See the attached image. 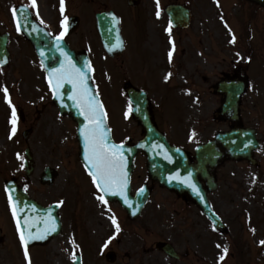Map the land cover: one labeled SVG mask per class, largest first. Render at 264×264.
I'll return each instance as SVG.
<instances>
[{"label":"rangeland","instance_id":"1","mask_svg":"<svg viewBox=\"0 0 264 264\" xmlns=\"http://www.w3.org/2000/svg\"><path fill=\"white\" fill-rule=\"evenodd\" d=\"M98 2L112 5L110 0H91L88 1V9L94 12ZM193 3L194 27L193 33L191 32L189 36L195 41L196 49L191 50L188 58H185L189 66L184 68V71L180 69L175 73L174 91L168 89V92L177 98L172 105L178 113L168 114L167 123H164L165 120L163 123L159 121L173 142L192 147L211 136L214 130L224 127L225 123H218L215 119V110L222 100L212 91L213 82L219 80L223 75L222 72L227 73L228 71L225 70L233 62L244 63V58L250 59L252 55L261 58L260 62V58L253 56L252 62L247 67L250 73L252 68L256 70L254 73L259 81L252 76V89L242 104L245 124L259 130L262 142L260 150L256 153L259 166L244 161L225 163L217 170L219 187L211 196L215 210L228 226L227 233L222 234L214 230L211 222L198 209L192 205L186 207L184 201L174 202L172 196L170 198L168 193L156 185L142 219L133 224L134 228L140 225V236L133 225L125 231L122 229L118 242L113 243L109 248L118 251V261L110 263L103 256V260L101 257L95 258L97 253H100L99 248L107 251L110 246L108 241L117 235V226L113 223L115 216L110 203H103L99 199L100 194L93 193L95 192L93 183L80 165L75 131L68 132L67 123L64 120L63 122L57 120L54 113L49 110L50 106L46 105L42 108L43 100V104H47L49 90L38 75L35 86L38 88L40 99L39 109H42L44 114H40L39 128L27 142L34 156L36 171L26 180L24 179L23 186H28L29 193L43 201H61L64 204L62 211L66 229L63 236L58 237L48 246L29 249L28 257H25L24 249L19 248L20 256L17 255L16 264H28L29 259L31 264H72L77 245L80 251L86 253L83 264H264V244L261 243L264 241V98L261 96L264 95V8L246 3L245 0H195ZM116 4L122 8L120 3ZM5 9L6 7L2 8V14L7 12ZM219 15L221 17H218ZM220 18L224 26H221ZM72 37L76 46L85 47L92 54L95 64L102 72L105 61L103 52L97 46L93 20H83L79 32ZM233 37H235L234 41ZM182 38L184 44L190 43L186 35ZM196 38H199L203 45L198 43L196 46ZM199 54L203 55L199 57ZM105 69L110 74L109 64L105 65ZM167 74L161 71L163 78ZM106 77L108 78L107 74ZM0 80H2V93L5 96L2 100L3 120L13 115V108L15 114L20 108L18 101L14 99L16 92L9 90L11 81L3 76ZM29 81L31 84V78ZM22 83V77L17 76L15 85L21 88ZM35 86L33 85L30 91L34 96L37 94ZM5 88L7 93L4 91ZM23 89L24 94L29 92L27 84H24ZM104 92L107 97L106 102L109 99L111 101L106 87ZM155 92L156 103L160 102L161 95L166 98L165 93ZM26 96L30 95L26 94ZM115 107L118 108V105L116 104ZM132 124L134 138H137L141 129L135 123ZM11 126L12 122L8 124L5 122L2 126L0 138H2V146L6 144L5 152L2 148V157L4 160L7 159V164L14 174L18 173L17 167L23 173L24 158L17 139L18 132L17 137L8 141L12 137ZM124 131L130 134L131 129L126 127ZM124 131L121 138L126 137ZM21 144L23 146L24 142ZM46 166H51L57 171L53 185L41 183L40 178ZM146 176V158L140 156L134 172L135 186L143 182ZM95 190L97 192L96 188ZM251 211L254 212V218L258 223L257 230L253 229L249 232L248 227H254L255 224L246 223L244 220ZM261 213L262 218H260ZM117 215L120 224H125L127 219L122 211L117 212ZM98 222H101V227L96 229L95 235H92L93 227ZM5 227L8 230V219L5 220ZM7 238L10 239L12 236L8 235ZM163 240L171 241L181 252L188 250L189 255L185 256L183 261L170 262L154 247V244ZM225 248L227 251L231 249L232 256L227 259L224 255L221 260ZM7 254L2 243L5 263L14 264L12 257ZM206 257L210 259H204Z\"/></svg>","mask_w":264,"mask_h":264},{"label":"water","instance_id":"2","mask_svg":"<svg viewBox=\"0 0 264 264\" xmlns=\"http://www.w3.org/2000/svg\"><path fill=\"white\" fill-rule=\"evenodd\" d=\"M262 1V0H261ZM264 1V0H263ZM111 14L102 13L97 16V28L100 32L103 46L111 54L116 49L120 51L122 49V37L120 33V20H115L114 17L110 19ZM20 28L24 31L26 36L34 44L41 61L48 72V79L52 80L51 87L54 93V101L59 105L63 113L71 114L79 125V138L82 149V160L87 164L85 160V138L84 132L82 131L88 121L85 115L82 113V105L79 103V96L77 95L78 84H74L70 78H66L60 82V85L54 91L55 87V76L50 77V73L60 70L62 65H67L68 61L64 55L70 57L71 62L75 64V67L81 69L85 73V80L90 94L95 96L99 101V96L94 90L91 83V68L88 59L82 55L77 54L71 50L68 44L64 43L58 38H51L48 33L41 27L33 24L30 20H19ZM59 40V42H58ZM232 85H222L220 91L228 93L227 100L222 107V114L225 118L231 120L238 119V95L234 92ZM57 92L59 95H57ZM132 97L135 99V116L139 119L145 130V137L138 142L137 145L131 148L122 147L121 151L125 157V170L127 172V182L124 185V193L128 199L129 191V174L133 166V159L138 151H144L148 158V168L153 178L159 180L162 184L176 190L179 193H187L190 195L205 211V213L214 219L215 223L218 224V219L212 213L207 197L206 191L202 187L199 181V177L206 181L211 189L215 188L213 176L209 172L224 158H240L247 157L251 159L252 151L258 147L256 140L255 131L253 129L235 128L229 132L219 134L216 140L209 141L203 145L197 147L196 159L197 163H191L188 161L185 153L169 144L164 135H162L157 128L154 126L150 113L147 107V100L144 93H137L130 91ZM73 96H77V99H73ZM104 109V108H103ZM103 127L107 130V142L109 144H115L111 138L110 131L106 127V118L104 115ZM116 145V144H115ZM220 146L223 149H220ZM29 154V153H28ZM30 157V155H28ZM89 172L90 168L88 167ZM191 173V181L195 183L196 191L191 187L190 183H185L183 177H186ZM177 174L180 178H176ZM52 172L47 169L44 180L51 181ZM12 201L16 203L19 211L18 215L23 220L26 216H31L35 211L39 210L34 202L28 200L27 196L22 192H14L10 190ZM107 197L118 198L126 204L127 207L133 212L138 211L137 208L142 206L145 202L144 193L140 194L136 199H132L135 203V208L127 205L125 197L118 193L113 192L105 193ZM54 207V208H53ZM51 209L54 212V226H59V221L56 216V208L54 205ZM136 209V210H135ZM39 213H44L46 210H39ZM133 213L132 215H134ZM22 227H25L22 225ZM44 225L34 227V230H43ZM33 230V229H32ZM166 250L170 249L169 245L165 246ZM172 251V250H170Z\"/></svg>","mask_w":264,"mask_h":264},{"label":"snow or ice","instance_id":"3","mask_svg":"<svg viewBox=\"0 0 264 264\" xmlns=\"http://www.w3.org/2000/svg\"><path fill=\"white\" fill-rule=\"evenodd\" d=\"M33 6L36 4V0H32ZM159 5V0H157ZM61 11H63V2L61 3ZM13 14H16V9L13 8ZM159 12L157 15L159 16ZM67 19V18H65ZM27 21L25 20V23ZM171 29V23L169 24V31ZM17 30H20V21L17 20ZM64 33L61 32L60 36L63 37ZM235 37H233L234 41ZM59 42V40H58ZM68 63L67 65H62L60 70H56L54 73H50L51 76H55V89L60 85V82L66 78H70L74 84H78L77 95L79 96V103L82 105V113L85 115L88 123L85 125L84 129V138H85V160L87 161L86 167L90 168L91 176L96 184V187L103 191L104 193L113 192V194L118 193L121 196L125 197V202L127 203V197L124 193V185L127 182V172L125 170V157L121 151L120 145L109 144L107 142V130L103 127L104 124V109L102 103L93 95L90 94V91L87 87L85 80V73L75 67V64L71 62L70 57L67 56V53H64ZM172 53L169 52V58H171ZM167 78V77H166ZM50 83L52 80L50 79ZM7 93V88L4 89ZM57 95L59 93L57 92ZM73 99H77V96H73ZM11 101L9 100V103ZM129 110L131 111V104L129 105ZM13 133H15V109L13 108ZM176 178H180L177 174ZM185 183H190L191 187L196 191H199L196 188L194 182L191 181V173L188 176L183 177ZM99 199L107 204V200L103 195L99 196ZM9 200L12 201L11 195ZM13 215L16 216L19 209L15 202H13ZM54 219L49 216V219L45 221V227L43 230H37L33 232L34 222L30 221L28 218L23 220L17 218L16 226L19 231V238L23 244L24 255L25 257L29 256L28 244L29 241L37 239H45L49 232L55 231ZM113 223H116L113 219ZM22 225L26 227H22ZM117 230H119V225L117 224ZM264 244V241H261ZM225 253L227 248H225ZM224 257L221 256L222 260ZM28 264H31L29 259Z\"/></svg>","mask_w":264,"mask_h":264},{"label":"flooded vegetation","instance_id":"4","mask_svg":"<svg viewBox=\"0 0 264 264\" xmlns=\"http://www.w3.org/2000/svg\"><path fill=\"white\" fill-rule=\"evenodd\" d=\"M86 1L87 0H77V2L75 0H36V4L35 6H33L32 0H0V9H2L3 7H7V5H9L10 3H12L13 6L26 4L30 7L33 18L35 20H41L44 23H48L51 20H62L61 18H59L61 16L58 15V10H61V3L63 2V11H61V14H67V16L78 15L79 20H87ZM192 1L195 0H159L158 5L157 0H137L135 1L137 2V6L127 5L129 13L126 17H124L125 15H123L122 20H128L127 34L131 53L129 63L132 69V78L130 80L136 85L144 83V79L140 74L137 73L138 62H143V59L142 57H138L135 55L139 54L142 48L140 38L141 36H143V33H146L144 35H147L148 37H153L152 33L146 32V29H148V23L150 22V20H170V17L166 12V8L169 5L184 4L187 6H191ZM115 3H120L123 6V0H116ZM102 4L103 2H98L97 6H99V9H97L96 12L103 11ZM51 6H53V9L51 8ZM116 7L120 8L117 4ZM157 12L160 13L159 16L157 15ZM8 20H11V18H8ZM159 23L161 22L159 21ZM0 27L2 28V18H0ZM9 27L12 28L11 22ZM1 28L0 30H2ZM175 30H178V32ZM173 31H175L176 35L181 34L180 29H173ZM35 99L36 98H28L26 100V102L29 101L28 103L31 107L29 108V112L26 113L27 116L24 118L25 121L29 120L33 124L37 122V106L35 104L33 105L32 102V100L35 101ZM0 110V122H2V96H0ZM2 205L5 207L4 193L2 190V162H0V264H5V257L2 256ZM4 211L6 213L5 208ZM8 223L11 227L13 226V221L9 217V215ZM17 242L19 243L18 237L16 235V240H14V243L17 244ZM4 251L6 254L9 252L8 246H4Z\"/></svg>","mask_w":264,"mask_h":264},{"label":"bare ground","instance_id":"5","mask_svg":"<svg viewBox=\"0 0 264 264\" xmlns=\"http://www.w3.org/2000/svg\"><path fill=\"white\" fill-rule=\"evenodd\" d=\"M99 227H100V223H99ZM96 232V231H95Z\"/></svg>","mask_w":264,"mask_h":264}]
</instances>
